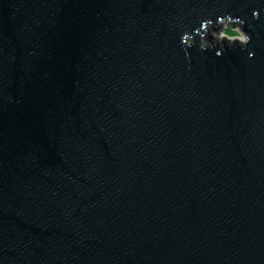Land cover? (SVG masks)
<instances>
[{"label": "water", "instance_id": "obj_1", "mask_svg": "<svg viewBox=\"0 0 264 264\" xmlns=\"http://www.w3.org/2000/svg\"><path fill=\"white\" fill-rule=\"evenodd\" d=\"M0 264H264V0H0Z\"/></svg>", "mask_w": 264, "mask_h": 264}, {"label": "clouds", "instance_id": "obj_2", "mask_svg": "<svg viewBox=\"0 0 264 264\" xmlns=\"http://www.w3.org/2000/svg\"><path fill=\"white\" fill-rule=\"evenodd\" d=\"M253 17L255 19L260 18L259 10L253 11ZM245 24L243 18L233 17L230 13H225L216 22L212 19L203 20L202 27L196 30V35L200 36V50L204 51L217 47L225 51L234 50L237 47L247 50L251 42V36L244 30ZM196 44L194 34L187 31L182 34V47L185 48L186 55H190L187 49L195 47ZM252 56H254V53H249V58H252Z\"/></svg>", "mask_w": 264, "mask_h": 264}]
</instances>
